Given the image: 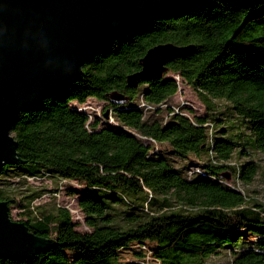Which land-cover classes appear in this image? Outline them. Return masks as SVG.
Returning a JSON list of instances; mask_svg holds the SVG:
<instances>
[{
	"label": "trees",
	"instance_id": "16d2710c",
	"mask_svg": "<svg viewBox=\"0 0 264 264\" xmlns=\"http://www.w3.org/2000/svg\"><path fill=\"white\" fill-rule=\"evenodd\" d=\"M163 43L188 50L161 77L129 86L147 51ZM182 85L206 112L173 103ZM90 97L104 102L100 112L88 110ZM11 134L17 161L0 168V200L19 202V221L48 249L0 264H149L148 253L156 264H211L222 252L230 264H264V202L238 187L253 182L254 157L264 154V2L200 0L152 17L23 110ZM99 155L120 167L99 169ZM29 177L60 180L55 194L79 182L69 189L87 228L65 205H34L42 189L14 199ZM135 244L137 258L122 261Z\"/></svg>",
	"mask_w": 264,
	"mask_h": 264
},
{
	"label": "water",
	"instance_id": "95a60500",
	"mask_svg": "<svg viewBox=\"0 0 264 264\" xmlns=\"http://www.w3.org/2000/svg\"><path fill=\"white\" fill-rule=\"evenodd\" d=\"M198 1L0 0V168L17 161L11 129L23 110L78 78L84 63L111 40L158 14ZM228 1L242 7L264 2ZM187 50L173 43L150 48L141 60L142 69L128 77V85L161 77L166 65ZM45 246L24 222L11 218L9 202L0 200V257L27 258L46 251Z\"/></svg>",
	"mask_w": 264,
	"mask_h": 264
},
{
	"label": "rangeland",
	"instance_id": "374dc122",
	"mask_svg": "<svg viewBox=\"0 0 264 264\" xmlns=\"http://www.w3.org/2000/svg\"><path fill=\"white\" fill-rule=\"evenodd\" d=\"M174 104H179L180 102L188 103L191 107H193L198 113H204L207 111V105L204 100L197 94V92L187 85L181 86V91L174 97L172 100ZM218 102V101H215ZM75 103V102H73ZM87 103L89 104L88 110L90 112H100L104 102L94 97H90L87 99ZM96 110H94V109ZM93 110V111H92ZM258 163L260 164L259 172L256 175L255 179L250 184H239L238 187L243 192H246L252 198H256L262 202H264V154L258 153L254 157ZM247 159H236L237 161H243ZM96 167L99 169H103L106 165H110L116 168L120 167V162L117 158L111 156H102L99 155L95 161L93 162ZM60 181V180H59ZM59 181L52 178H32L29 177L26 181H23L24 184H18V192L20 194L16 195L14 199L19 200L21 199L23 194L29 193L27 189L29 188H39L42 189L44 194L39 198L35 199L33 204L41 206L40 208L50 207L55 203L65 205L66 207L70 208L71 212L73 213L74 218L81 221V226L79 228L86 229L87 227L83 224V214L79 210L74 196L70 194L69 187L77 188L81 187L79 182L75 181H68L64 184V189L59 193L55 194L56 188L59 186ZM10 215L14 220H21L25 219V216L22 215V208L19 202H13L10 205ZM252 238V236H249ZM147 248L154 247V243H148L146 245ZM137 244H135V248H126L120 252V259L122 261H130L134 260L137 257L135 256V251L137 250ZM145 249L146 251L148 249ZM149 264H156L155 260H152L151 253H148ZM232 256L230 254H226L225 252L213 255L209 258V262L211 264H230ZM153 262V263H152Z\"/></svg>",
	"mask_w": 264,
	"mask_h": 264
},
{
	"label": "built area",
	"instance_id": "2783aa9c",
	"mask_svg": "<svg viewBox=\"0 0 264 264\" xmlns=\"http://www.w3.org/2000/svg\"><path fill=\"white\" fill-rule=\"evenodd\" d=\"M143 105H145L147 109L152 108L151 105H147L145 103H143Z\"/></svg>",
	"mask_w": 264,
	"mask_h": 264
},
{
	"label": "bare ground",
	"instance_id": "6f19581e",
	"mask_svg": "<svg viewBox=\"0 0 264 264\" xmlns=\"http://www.w3.org/2000/svg\"><path fill=\"white\" fill-rule=\"evenodd\" d=\"M172 11V10H171Z\"/></svg>",
	"mask_w": 264,
	"mask_h": 264
}]
</instances>
